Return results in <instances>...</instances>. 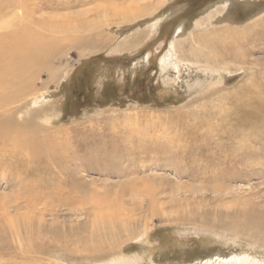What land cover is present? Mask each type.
Listing matches in <instances>:
<instances>
[{"label":"rangeland","instance_id":"374dc122","mask_svg":"<svg viewBox=\"0 0 264 264\" xmlns=\"http://www.w3.org/2000/svg\"><path fill=\"white\" fill-rule=\"evenodd\" d=\"M23 2L60 36L32 75L11 72L6 127L65 140L67 160L0 141V264H264V0ZM204 38L238 57L194 52ZM121 194L126 226L104 213Z\"/></svg>","mask_w":264,"mask_h":264},{"label":"bare ground","instance_id":"6f19581e","mask_svg":"<svg viewBox=\"0 0 264 264\" xmlns=\"http://www.w3.org/2000/svg\"><path fill=\"white\" fill-rule=\"evenodd\" d=\"M109 1V0H108ZM162 1V0H160ZM27 2V1H26ZM155 5L156 3L153 2ZM29 4V3H28ZM32 4V3H31ZM152 1L148 2V4H142L141 6H134V5H130L129 9L127 10L129 12V15L132 16L133 18H135V21L138 20V18L143 15H145V13L147 14L149 7H152ZM32 7V6H31ZM157 8V7H156ZM148 9V10H147ZM151 9V8H150ZM153 12V9H151ZM149 10V11H151ZM157 10V9H156ZM35 11L32 10L31 8H28V6L24 5L23 0H0V141H6L3 142V144L7 143L8 141H12V146L14 147L12 153L15 154V156L21 155V157L23 155L28 156V158H32L34 163H37V161H53L54 160H59V161H65L66 157H65V146H66V142L65 140H63V142L57 145L55 139H52V137L49 139L47 136H45L44 138H39L38 136L34 135V134H23L20 137H13L11 136V130L6 127L9 124H12L13 126V117L11 116L12 113H14L19 107H18V102H19V94H15L14 98L13 95H10V91L8 88L10 83H11V72H13V77L16 76L18 74V67H21V69H23L24 66H27L25 69V74L30 76L33 73H31V65L32 64H37L40 62V54H38L39 52H41L43 55H46V53H48L52 46H54L55 44H57L58 42V38L60 36V27L61 24L60 22H58L57 20L51 19V18H42V21L40 22V20H38V18H36L34 16ZM124 15H126V11L122 12ZM36 14V13H35ZM148 14H150V12H148ZM147 14V15H148ZM146 16V15H145ZM124 19L126 20V17H122L121 20ZM86 21V20H85ZM134 19L129 20V22H133ZM153 25V24H151ZM156 25V24H155ZM150 26V25H149ZM250 26V25H249ZM181 27V26H179ZM183 27V25H182ZM182 27L180 29H182ZM228 27V26H227ZM233 26H231L232 29ZM247 27V26H245ZM253 27V26H252ZM238 28V27H237ZM237 28L236 31L234 30V32H237ZM254 28V27H253ZM147 29V28H146ZM178 29V28H177ZM216 29V28H215ZM244 29V27H243ZM248 29V28H247ZM246 29V30H247ZM152 30V29H151ZM213 30V29H212ZM223 30V29H222ZM239 30V29H238ZM143 31V30H142ZM141 31V32H142ZM148 31V30H147ZM233 31V29L231 30ZM240 31V30H239ZM238 31V32H239ZM252 31V30H251ZM138 32L137 34H135L134 36H132L131 40L128 41L129 44H137L138 42H140V40L144 37L147 36L149 33H144V32ZM179 32V31H178ZM206 34L208 31H205ZM210 32V31H209ZM215 32H217V30H215ZM225 32V31H224ZM12 33V35H11ZM144 33V34H143ZM180 33V32H179ZM200 33V32H199ZM218 33V32H217ZM216 33V35H217ZM220 33V32H219ZM218 33V34H219ZM248 33V31H247ZM246 33L243 32V34L245 35V37L248 35ZM203 34V31H202ZM211 35V33H210ZM237 35V34H236ZM253 35V34H252ZM131 36V35H130ZM129 36V37H130ZM205 36V33L204 35ZM209 36V35H208ZM212 36H215L212 34ZM211 36V37H212ZM220 36V35H218ZM222 36V35H221ZM226 36V35H225ZM225 36H222L225 37ZM230 36V35H229ZM231 36H234L233 34ZM230 36V37H231ZM210 37V38H211ZM238 37V36H237ZM244 37V38H245ZM128 38V37H127ZM203 38V37H202ZM217 38V37H216ZM222 38L220 37V39L222 40ZM240 38H243L240 36ZM234 39V38H233ZM233 39L231 38V40L233 41ZM238 41L241 39L236 38ZM235 39V41H236ZM129 40V39H127ZM218 40V39H217ZM216 40V41H217ZM225 41V39H223ZM248 38L245 40L247 41ZM208 41V39L204 38L203 41L201 40H197L195 41V46H193L194 48H191L194 52L196 53H202V56H204L205 58H213V59H218L219 61H224L225 60H229L232 58H237L238 56H235V45L232 43V45H234L235 51L232 48H227L225 51L223 50V53H221L222 51L213 47H209V49L206 48L207 44L206 42ZM229 41V40H228ZM227 41V42H228ZM231 41V42H232ZM234 41V43H235ZM219 42V41H217ZM237 42V41H236ZM244 42V41H243ZM175 43V42H174ZM221 43V41H220ZM219 43V44H220ZM242 43V42H241ZM218 44V45H219ZM224 44V43H222ZM236 45H238L237 43H235ZM240 44V43H239ZM178 45V44H177ZM57 46V45H56ZM55 46V47H56ZM131 46V45H130ZM133 46V45H132ZM224 46V45H223ZM241 46V45H238ZM50 48V50H49ZM54 48V47H53ZM52 48V49H53ZM171 48V47H170ZM242 48V47H241ZM244 48V47H243ZM242 48V49H243ZM240 49V48H239ZM241 49V50H242ZM170 51V50H169ZM220 51V52H219ZM239 51V50H238ZM52 52V51H51ZM54 52V50H53ZM245 52V51H242ZM175 53V52H174ZM238 54V53H237ZM240 55H243V53H240ZM238 54V55H239ZM42 55V56H43ZM176 55V54H175ZM239 55V58H240ZM47 58V56H46ZM238 58V59H239ZM43 61V60H42ZM41 61V63H42ZM45 62V61H44ZM32 63V64H31ZM31 64V65H30ZM229 64V63H228ZM234 64V63H233ZM40 65V64H39ZM38 66V65H37ZM218 66V65H217ZM236 66V65H235ZM231 68V64L230 66H228ZM217 68V67H216ZM222 68V67H221ZM233 68V67H232ZM205 69V67H204ZM218 69V68H217ZM226 69V68H225ZM235 69V68H234ZM214 70V69H213ZM230 70V69H229ZM37 72V71H36ZM35 73V72H34ZM24 75V70L21 72L20 76ZM21 78V77H20ZM25 80H28V78H24ZM19 84V83H18ZM224 84V83H222ZM25 87V86H24ZM8 88V89H7ZM23 88V86L21 87ZM19 91V90H18ZM250 91V90H249ZM17 92V91H16ZM17 97V100H16ZM36 97V96H35ZM13 98V99H12ZM229 101V100H228ZM227 102V101H226ZM13 104H17V105H13ZM13 105V106H11ZM238 105V104H237ZM221 108V107H220ZM207 110V109H206ZM17 112V111H16ZM18 114V113H15ZM29 114V113H27ZM14 115V114H13ZM196 116V115H195ZM17 117V116H16ZM208 117V116H207ZM209 120V119H208ZM207 122V121H206ZM23 123V122H22ZM23 125V124H22ZM203 123L199 124V127H202ZM216 125V124H215ZM221 125V124H220ZM126 126V125H125ZM205 126V124H204ZM218 126V125H217ZM225 126V125H224ZM25 128V127H24ZM200 129V128H199ZM198 129V130H199ZM208 129L207 125H206V130ZM219 129V128H218ZM25 130V129H24ZM235 130V129H234ZM33 133V132H32ZM130 133V132H129ZM188 136V135H187ZM42 137V136H41ZM220 137V136H219ZM189 139V138H188ZM220 139V138H219ZM221 140V139H220ZM219 142V141H218ZM58 143V142H57ZM220 143V142H219ZM68 144V143H67ZM194 145V144H193ZM3 146V145H2ZM196 147V146H195ZM217 147V146H216ZM221 147V146H220ZM2 148V147H1ZM197 148V147H196ZM3 149V148H2ZM203 149H207L206 144L204 143V147ZM219 149V148H218ZM12 150V148H11ZM225 150V149H224ZM201 151V150H200ZM220 152V151H219ZM222 152V151H221ZM227 152V151H226ZM214 153V152H213ZM217 153V152H216ZM228 153V152H227ZM76 154V153H75ZM231 154V153H230ZM222 155V154H220ZM203 156V155H202ZM219 157V155H217ZM13 157V156H12ZM84 157H86V154L84 155ZM205 157V156H204ZM20 158V156H19ZM25 158V157H23ZM82 158V157H81ZM80 158V159H81ZM18 159V158H17ZM137 159V158H136ZM231 159V158H230ZM23 160V159H20ZM19 160V161H20ZM27 160V159H26ZM29 160V159H28ZM67 160V159H66ZM219 162V161H218ZM32 163V162H31ZM19 164V162H18ZM22 164V163H20ZM19 164V166H20ZM29 163L27 162L25 164V166L27 165V167ZM52 164V163H51ZM23 165V164H22ZM60 165V164H58ZM204 166V165H203ZM21 167V166H20ZM58 167V166H56ZM207 167V165H206ZM26 168V167H25ZM53 168V167H52ZM60 168V167H59ZM63 168V167H62ZM28 169V168H27ZM26 169V170H27ZM199 170V169H198ZM63 171V170H62ZM22 172V171H21ZM60 172V171H59ZM57 173V172H56ZM58 174V173H57ZM24 175V174H23ZM10 176V175H9ZM26 176V174H25ZM202 178L206 179V177L200 175ZM12 177V176H11ZM22 177V174H21ZM24 177V176H23ZM48 177V176H47ZM216 179H218V174L217 176H215ZM214 176H209V178H212L215 180ZM15 178V177H14ZM17 178V177H16ZM29 178V177H28ZM51 180V179H50ZM49 180V181H50ZM65 181V180H64ZM128 181V180H127ZM24 182V181H23ZM29 182V181H28ZM35 184V183H34ZM60 185V184H59ZM37 186V185H36ZM48 186V185H47ZM53 186V185H52ZM134 186V185H133ZM31 187V186H30ZM34 187V186H33ZM77 187V186H76ZM148 187V186H147ZM149 188V187H148ZM77 189V188H76ZM79 189V188H78ZM134 189V188H133ZM75 190V188H74ZM89 190V189H88ZM97 190V189H96ZM125 190V189H124ZM60 191V190H59ZM58 191V192H59ZM62 191V190H61ZM80 191V190H79ZM77 193H81L84 194L82 192H86V191H81ZM92 191V190H91ZM98 191V190H97ZM99 192V191H98ZM106 192V190L104 191ZM53 193V192H52ZM57 193V192H56ZM55 193V194H56ZM88 193V192H87ZM94 193V192H93ZM128 193V192H127ZM138 191H135L133 196L138 195ZM59 194V193H58ZM99 194V193H98ZM62 195V194H61ZM80 195V194H79ZM77 196L80 197V196ZM90 195V194H88ZM96 195V193H95ZM52 196V195H50ZM70 196V194H69ZM76 196V195H75ZM73 196V197H75ZM98 196V195H97ZM125 195L121 194L120 198H118L117 203V207H112L111 205H107V210H105L106 212H104L106 215V218L110 221L113 220H117L118 221H123V217H129L128 212H131V210H127L128 208L124 207V204L126 202V200H124ZM58 197V196H55ZM61 197V196H60ZM59 197V198H60ZM108 197V196H106ZM153 197H155V194L153 195H148V200L149 203H151V201L155 200ZM57 198V199H59ZM67 199V197H65ZM93 198V197H92ZM98 198V197H97ZM96 198V199H97ZM132 197H130L129 199H131ZM106 199V198H105ZM28 200V198H27ZM69 200V199H68ZM72 200V199H71ZM78 200V199H77ZM80 200V199H79ZM89 200V199H88ZM87 200V201H88ZM90 200L91 196H90ZM98 200V199H97ZM104 200V199H103ZM115 200V199H114ZM147 200V201H148ZM59 201V200H58ZM66 201V200H65ZM70 201V200H69ZM74 202V200H72ZM71 201V202H72ZM76 201V200H75ZM100 201V200H99ZM109 202L111 200H108ZM53 202V201H52ZM72 202V203H73ZM97 202V201H95ZM131 202V201H130ZM155 202V201H154ZM67 203L69 204V202L67 201ZM66 203V204H67ZM90 203V202H89ZM93 203V202H92ZM100 203V202H99ZM127 204H130L129 202ZM53 205V204H52ZM92 205V204H91ZM126 205V204H125ZM54 206V205H53ZM99 206V204H98ZM97 206V207H98ZM130 206V205H129ZM152 206V203H151ZM96 207V208H97ZM105 207V206H104ZM93 208V207H92ZM135 208V207H133ZM151 208V207H150ZM99 209V207H98ZM127 210V211H125ZM134 210V209H133ZM136 210V209H135ZM3 213V212H2ZM7 213V212H6ZM153 213V212H152ZM135 215V214H134ZM11 216V215H10ZM133 216V215H132ZM6 217V216H5ZM10 218V217H9ZM131 218V217H130ZM8 220V219H7ZM14 220V219H13ZM136 220L131 219L130 223ZM104 221V220H103ZM127 223L129 222V219L126 220ZM97 223V221H95ZM94 222V223H95ZM124 222V221H123ZM126 222L123 223V225H128ZM12 224V223H11ZM93 224V223H92ZM10 225V223H9ZM94 226V225H93ZM108 226V225H107ZM110 227V226H109ZM112 228V227H111ZM115 228V227H114ZM12 230V229H11ZM96 228L94 227V229L92 230V234L90 236H93L94 233H96ZM95 231V232H94ZM22 239V238H21ZM79 239V238H78ZM81 241V240H80ZM83 242V241H82ZM81 242V243H82ZM21 244H23V242H21ZM82 248L83 244L80 245ZM21 248V246H20ZM81 249V248H80ZM85 249V248H84ZM38 250V249H37ZM82 250V249H81ZM86 250V249H85ZM96 251H98V248H95ZM84 252V250H82ZM89 250H87V253ZM85 253V252H84ZM94 253V252H93ZM90 254V253H89Z\"/></svg>","mask_w":264,"mask_h":264}]
</instances>
